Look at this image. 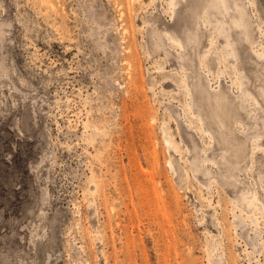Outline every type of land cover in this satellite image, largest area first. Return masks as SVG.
Here are the masks:
<instances>
[{
  "label": "rangeland",
  "instance_id": "1",
  "mask_svg": "<svg viewBox=\"0 0 264 264\" xmlns=\"http://www.w3.org/2000/svg\"><path fill=\"white\" fill-rule=\"evenodd\" d=\"M202 1L0 0V264H264V0Z\"/></svg>",
  "mask_w": 264,
  "mask_h": 264
},
{
  "label": "bare ground",
  "instance_id": "2",
  "mask_svg": "<svg viewBox=\"0 0 264 264\" xmlns=\"http://www.w3.org/2000/svg\"><path fill=\"white\" fill-rule=\"evenodd\" d=\"M177 3H179V0H170V4L173 7H175L177 5ZM229 3L230 2L228 0H203L201 2V5H199V7H198V10H201L203 13L202 21H201L203 23V25L206 27L207 25L215 24L214 26L216 28H219V27H222L223 24L228 22L229 28H231L232 26L233 27H241L242 26L243 28H246L248 24H247L246 13H245L243 7L238 6L236 2L234 3V6H232ZM234 10H237L238 15L233 13ZM211 16L213 17V19L211 18ZM154 34H155V37L157 38V41H159V42L163 41L164 38L162 39L163 36L159 31L155 30ZM164 36L167 39L166 41H168V42H169V39L176 40V38H173V36L170 35L168 32H165ZM193 41H196V40H193ZM187 42L191 43V39L189 37H187ZM226 45L230 47V51H228L227 54H230V55L235 57L236 56L235 49H234L233 43L229 37V34L226 35ZM258 56L261 57L262 53H258ZM191 111H192V109H191ZM215 116L217 117L218 121L220 122V124H221L220 126L224 125L222 123V119L220 118V116L218 114H216ZM166 135H165L164 140L169 145L171 142L167 138L168 135L167 136ZM248 201H249V199H248ZM248 201H247V203H248ZM251 201H253V200L250 199V202Z\"/></svg>",
  "mask_w": 264,
  "mask_h": 264
}]
</instances>
